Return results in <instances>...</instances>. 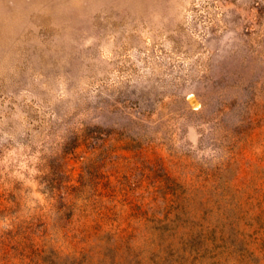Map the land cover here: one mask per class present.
<instances>
[{"label": "rangeland", "instance_id": "rangeland-1", "mask_svg": "<svg viewBox=\"0 0 264 264\" xmlns=\"http://www.w3.org/2000/svg\"><path fill=\"white\" fill-rule=\"evenodd\" d=\"M254 79L264 0H0L1 263L117 227L142 264H264V90L245 138L212 140L218 93Z\"/></svg>", "mask_w": 264, "mask_h": 264}, {"label": "trees", "instance_id": "trees-1", "mask_svg": "<svg viewBox=\"0 0 264 264\" xmlns=\"http://www.w3.org/2000/svg\"><path fill=\"white\" fill-rule=\"evenodd\" d=\"M215 86L218 88V91H221L225 87V84L222 85L217 83ZM232 86L239 88L244 94H242L241 97L235 96L233 100L228 98V100L222 98L221 92L218 93L220 95L216 98L215 107L211 111V121L213 120L212 130L214 132L219 131V136H213L212 140H214V143L219 141L222 144L225 143L226 146L233 147L237 141L245 138L249 131L263 118V116L257 117L253 108L256 104L255 96L257 91L259 89L264 90V80L259 82L257 79H254L245 85L234 83ZM206 104L208 105L212 103H210L209 100L203 99L202 105L206 107ZM230 112L235 114V118L231 125L225 126L224 118L230 114ZM76 139H78L77 136ZM232 159L233 152L231 150H225V157L222 162L225 171H227L233 163ZM260 172H262L263 175L259 176L258 179H260L259 184L263 183V187H257L259 209L255 219L259 222L262 221V224L264 225V168H262ZM103 208H105V206H99L98 208L89 209V212H94L96 216L102 217V214L104 213ZM99 220L102 221L101 218ZM139 233L138 230H133L131 234L124 237L117 227L111 228L104 234H96L94 238L95 242L83 248L79 255H76L75 253L66 254L64 256L56 255L57 260L50 262L49 264H142L140 260L135 259L133 251L124 247L126 241H128L129 244L132 239L134 240L135 235L139 236ZM162 238L166 239L167 237L163 234ZM123 256L128 257L126 262H124L123 259L125 258ZM0 264L8 263H1L0 261Z\"/></svg>", "mask_w": 264, "mask_h": 264}]
</instances>
